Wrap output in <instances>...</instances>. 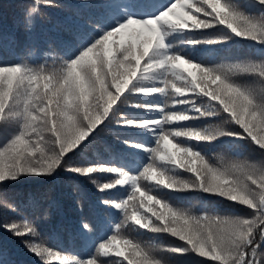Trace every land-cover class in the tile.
<instances>
[{
	"label": "snow or ice",
	"instance_id": "obj_1",
	"mask_svg": "<svg viewBox=\"0 0 264 264\" xmlns=\"http://www.w3.org/2000/svg\"><path fill=\"white\" fill-rule=\"evenodd\" d=\"M41 6L55 0H31L29 26ZM114 8L58 66L0 65V131L14 126L0 145V194L22 177L63 170L109 193L101 204L118 219L114 234L84 257L29 240L25 247L40 264H169L163 253L264 264V161L210 158L223 143L264 152V61L206 64L196 55L198 45L238 38L264 49V0H118ZM113 126L123 130L116 139L127 157L72 162ZM186 191L219 196L251 215H196L174 206V194ZM0 227L17 237L39 235L27 219ZM125 228L182 243L145 245L123 235Z\"/></svg>",
	"mask_w": 264,
	"mask_h": 264
},
{
	"label": "trees",
	"instance_id": "obj_2",
	"mask_svg": "<svg viewBox=\"0 0 264 264\" xmlns=\"http://www.w3.org/2000/svg\"><path fill=\"white\" fill-rule=\"evenodd\" d=\"M117 2L118 0H55L56 6H41L39 14L31 18L32 24L29 26L27 10L31 0H0V65L21 61L47 69L58 66L62 59L74 52L92 34L95 22L103 23L115 14L114 5ZM143 2L162 3L164 0ZM196 35L199 36V33ZM196 55L206 64L264 61V49L239 38L237 42L226 44L198 45ZM237 79L250 82V78L244 75ZM160 99L163 100L164 97ZM209 122L222 123L219 118H211ZM13 128L11 126L0 131V145ZM119 131L123 130L115 126L105 130L84 153L74 157L72 162L81 159H115L118 155L127 157V150L116 139ZM210 158L216 163L236 160L260 163L264 161V152L251 144L238 143L232 148L228 143H223L212 150ZM132 159L128 158L127 162L131 164ZM182 175L187 177L190 174ZM4 192L6 195L0 194V225L10 221L22 223L27 219L35 223L39 235L35 238L17 237L0 227V264H40L38 258L25 247V240L50 245L63 254L84 257L93 250L100 238L106 234H114V226L118 223L117 216L101 204V200L107 198L109 193L99 192L87 178L63 170L53 176L22 177L19 181L7 183ZM174 195L177 197L171 201L174 206L191 209L196 215L207 213L209 216H249L252 212L246 206L233 205L219 196L207 193L186 191ZM9 204H15L17 211L9 210ZM143 211H147V208ZM83 224L90 225L92 230L86 231L82 228ZM121 232L145 245L171 247L182 243L166 234L147 230H141L142 235L127 228ZM163 255L169 264H214L192 253Z\"/></svg>",
	"mask_w": 264,
	"mask_h": 264
}]
</instances>
